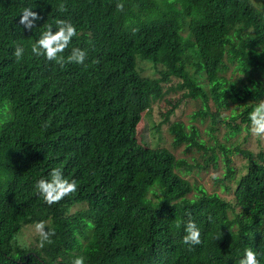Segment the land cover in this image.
<instances>
[{"label":"trees","instance_id":"obj_1","mask_svg":"<svg viewBox=\"0 0 264 264\" xmlns=\"http://www.w3.org/2000/svg\"><path fill=\"white\" fill-rule=\"evenodd\" d=\"M255 1L0 0V264L78 256L85 264H239L245 248L264 264V152L232 141L250 132L249 113L264 100V10ZM25 7L41 17L32 29L19 23ZM57 18L78 33L63 55L84 49L87 67L32 54ZM140 62L159 76L143 75ZM171 94L179 100L157 129L170 123L174 147L191 152L192 164L138 140L143 114ZM186 100L202 109L190 122L171 121ZM231 151L246 161L233 166ZM219 159L218 181L234 183L239 211L185 177ZM57 167L77 191L48 206L34 185ZM189 219L199 245L182 242ZM42 220L54 242L20 247L23 228Z\"/></svg>","mask_w":264,"mask_h":264},{"label":"clouds","instance_id":"obj_2","mask_svg":"<svg viewBox=\"0 0 264 264\" xmlns=\"http://www.w3.org/2000/svg\"><path fill=\"white\" fill-rule=\"evenodd\" d=\"M67 6L61 2L57 6V11L60 13L66 12ZM117 10L123 11L124 4L118 3ZM38 13L32 11V8L25 7L20 16L19 23L27 29H32L34 21L40 19ZM55 28V30H53ZM76 26L69 20L57 18L53 23L44 25V30L40 33L39 38L31 45V52L36 57H43L49 62H54L59 67L63 68L66 64H75L87 67L85 63L88 59L86 50L79 47L72 48L69 55H63L65 50L72 42L73 37L77 36ZM24 48L17 46L13 55L16 61L19 62L23 58ZM94 63L97 61H93ZM250 131L254 136L264 139V100H261L253 110L249 113ZM37 193L42 197L45 204L51 206L59 203L63 198L74 194L77 191V182L75 179L69 180L62 172V169L53 168L49 173V178H40L34 185ZM179 226V225H178ZM34 234L38 237V246L44 248L45 245H51L53 237L56 235L54 229L47 227L46 221L36 222L32 226ZM185 235L182 242L186 245L201 244V232L196 223L189 219L184 228ZM221 235H218V240ZM20 247L25 246L23 237H16ZM72 264H85V257L78 256ZM239 264H260L257 259V252L251 248H245L243 257L239 260Z\"/></svg>","mask_w":264,"mask_h":264},{"label":"rangeland","instance_id":"obj_3","mask_svg":"<svg viewBox=\"0 0 264 264\" xmlns=\"http://www.w3.org/2000/svg\"><path fill=\"white\" fill-rule=\"evenodd\" d=\"M255 4L264 10V0H257ZM140 68L142 69L143 75L149 77H158L159 74L157 69L147 62H140ZM230 76L232 75L229 73ZM180 94H171L168 95L163 102L155 103L152 106L150 112H145L143 115V119L138 125V140L139 142H144L149 144L152 147H166L178 158H186L191 164L193 163L191 156L193 155L191 152H187L184 146L175 148L173 145V139L169 132L170 123H163L160 129H157V126L164 122L166 117V112L171 110L172 106L179 100ZM214 107V106H213ZM202 109L201 104L197 101L186 100L176 111L170 115L171 121L182 120L184 122H190L193 114L195 112H199ZM214 109V108H213ZM231 111H227L224 114L230 116ZM196 124V123H195ZM199 124V123H198ZM205 126L200 125V128L203 129ZM225 133V129H221V133L219 134V138L223 140V135ZM204 139L206 136H204ZM207 139V138H206ZM144 140V141H143ZM235 144H238L242 149H249L255 155L264 152V139H261L257 136H254L251 131H243L239 136L232 139ZM226 142V141H225ZM229 143V142H227ZM231 160L232 165L240 166L246 160L241 154H236L234 151H231ZM198 157V156H197ZM219 167L213 168L210 164L208 168L203 171H198L195 169L192 173L185 175L192 183H196L198 185H202L209 193L216 192L226 201L230 202L233 206H235L236 211H239L240 208L237 207L238 204L236 202V197L234 195V183L230 180H224V184L222 181H218L224 177V164L219 159L218 160ZM228 185L230 190L224 189V186ZM232 187V188H231ZM77 207L73 208L72 211L76 210ZM32 226H26L23 228L20 233V237L25 239V244L30 247H34L37 245L38 237L34 234L32 230Z\"/></svg>","mask_w":264,"mask_h":264}]
</instances>
